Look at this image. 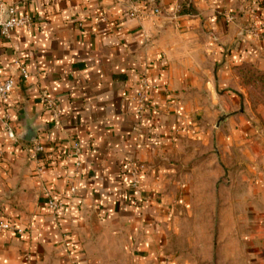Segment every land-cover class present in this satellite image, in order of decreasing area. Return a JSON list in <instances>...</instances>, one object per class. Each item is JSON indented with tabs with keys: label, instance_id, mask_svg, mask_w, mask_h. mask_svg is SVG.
<instances>
[{
	"label": "crops",
	"instance_id": "obj_1",
	"mask_svg": "<svg viewBox=\"0 0 264 264\" xmlns=\"http://www.w3.org/2000/svg\"><path fill=\"white\" fill-rule=\"evenodd\" d=\"M5 1L31 24L0 34V78L15 80L0 100V223L15 228L0 229V264H184L165 252L189 201L185 184H169V156L185 139L206 141L202 124L212 125L222 158L236 139L248 140L249 116L219 115L250 88L234 66L264 70V0L254 16L247 0ZM142 77L147 107L138 115ZM42 90L58 104L57 125ZM27 126L47 148L40 159L20 138ZM71 138L81 145L72 196L51 158ZM129 161L142 166L140 188ZM49 198L66 206L53 214ZM106 234L119 245H105Z\"/></svg>",
	"mask_w": 264,
	"mask_h": 264
},
{
	"label": "rangeland",
	"instance_id": "obj_2",
	"mask_svg": "<svg viewBox=\"0 0 264 264\" xmlns=\"http://www.w3.org/2000/svg\"><path fill=\"white\" fill-rule=\"evenodd\" d=\"M250 79L254 84H246L240 104L219 115L249 116L248 140L236 139L222 158L212 125L202 124L211 130L206 141L185 139L180 153L169 156L175 168L169 184H185L189 201L182 204L177 231L171 228L166 236L165 252L177 253L184 264H264V78ZM245 146L252 155H244ZM102 241L119 245L107 234Z\"/></svg>",
	"mask_w": 264,
	"mask_h": 264
},
{
	"label": "built area",
	"instance_id": "obj_3",
	"mask_svg": "<svg viewBox=\"0 0 264 264\" xmlns=\"http://www.w3.org/2000/svg\"><path fill=\"white\" fill-rule=\"evenodd\" d=\"M249 2V13L254 16L255 10L258 8L259 0H247ZM160 10L158 7L153 8L152 13L157 14ZM229 19L234 17L229 15ZM31 24V19L28 16H21L17 13L16 6L8 4L5 0H0V34L2 36H8L12 28H18L23 26H29ZM247 32L255 37H259L256 27L251 25ZM19 74L22 78L28 77V72L21 64L18 62ZM15 85V80L12 77L0 78V100H5L8 94L12 91ZM149 87V82L146 77H142L137 83V92L134 97L136 102V113L141 115L144 109L147 107L146 94ZM41 101L43 102L45 108L50 112L52 121L54 124H58L60 111L58 104L47 90H42ZM4 127L7 132L8 138L14 142L18 141V137L9 123L8 117L4 120ZM30 155L34 159H40L47 154V148L45 144L36 137V139L31 142ZM51 158H54L53 164L60 172L63 173L65 178L66 189L69 195L72 196L76 192L75 179L79 174L81 166V145L77 139L71 138L67 145L63 148L58 149L54 152ZM127 170L130 172L131 180L136 188H140L139 174L141 172L142 166L135 162L129 161L126 164ZM47 206L49 210L55 214L60 209L64 208L66 204L62 199L49 198L47 201ZM0 229L14 230L15 228L9 222H1ZM17 231H20L17 229Z\"/></svg>",
	"mask_w": 264,
	"mask_h": 264
},
{
	"label": "trees",
	"instance_id": "obj_4",
	"mask_svg": "<svg viewBox=\"0 0 264 264\" xmlns=\"http://www.w3.org/2000/svg\"><path fill=\"white\" fill-rule=\"evenodd\" d=\"M235 71L242 77L245 84H254L250 76L254 74L257 78H264V70L258 69L253 63L242 62L234 67Z\"/></svg>",
	"mask_w": 264,
	"mask_h": 264
},
{
	"label": "water",
	"instance_id": "obj_5",
	"mask_svg": "<svg viewBox=\"0 0 264 264\" xmlns=\"http://www.w3.org/2000/svg\"><path fill=\"white\" fill-rule=\"evenodd\" d=\"M36 137H37V132L31 126H27L25 131L20 136V138L26 142H33L36 139Z\"/></svg>",
	"mask_w": 264,
	"mask_h": 264
}]
</instances>
